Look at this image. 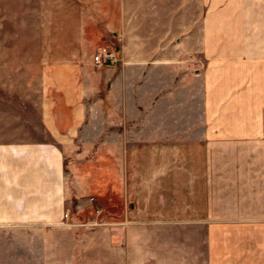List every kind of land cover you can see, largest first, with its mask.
Wrapping results in <instances>:
<instances>
[{"label": "crops", "instance_id": "crops-1", "mask_svg": "<svg viewBox=\"0 0 264 264\" xmlns=\"http://www.w3.org/2000/svg\"><path fill=\"white\" fill-rule=\"evenodd\" d=\"M0 264H264V0H0Z\"/></svg>", "mask_w": 264, "mask_h": 264}, {"label": "built area", "instance_id": "built-area-1", "mask_svg": "<svg viewBox=\"0 0 264 264\" xmlns=\"http://www.w3.org/2000/svg\"><path fill=\"white\" fill-rule=\"evenodd\" d=\"M113 45V44H112ZM119 61L118 57L116 56V50H114V45L111 48H100L94 55V64L96 67H103V66H112L117 64ZM92 198L90 199V201ZM100 211L96 209V213Z\"/></svg>", "mask_w": 264, "mask_h": 264}, {"label": "rangeland", "instance_id": "rangeland-1", "mask_svg": "<svg viewBox=\"0 0 264 264\" xmlns=\"http://www.w3.org/2000/svg\"><path fill=\"white\" fill-rule=\"evenodd\" d=\"M114 43H115V40H113V37H111V38H109V40L108 41H104L103 42V48H111V46L113 47V45H114ZM113 44V45H112ZM100 48H102V47H100ZM32 50H34V49H32ZM100 49H98L97 51H99ZM114 50H116V47H115V45H114ZM96 51V52H97ZM95 52V53H96ZM119 62V61H118ZM113 66H116V64L115 65H112V66H103V67H96L95 66V64H94V60H93V62H92V65L90 66L91 68H92V70L93 71H95V72H102V70H104V69H108V68H110V67H113ZM91 199V198H90ZM89 199V200H90ZM95 202V205H94V209H95V213H96V209H98L100 212H102L101 214L102 215H108L109 213H111L112 212V210L113 209H110V208H108V207H106L105 205H103L102 203H101V201H99L98 202V200L96 201V199H95V197H92V200H91V202L92 203H94ZM70 205V203H69V201H68V206ZM96 206H99V207H96ZM92 210V209H91ZM115 210V209H114ZM94 211V210H93Z\"/></svg>", "mask_w": 264, "mask_h": 264}]
</instances>
